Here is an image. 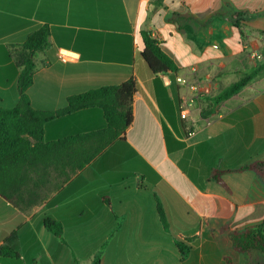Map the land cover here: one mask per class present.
I'll return each instance as SVG.
<instances>
[{
  "label": "crops",
  "instance_id": "crops-1",
  "mask_svg": "<svg viewBox=\"0 0 264 264\" xmlns=\"http://www.w3.org/2000/svg\"><path fill=\"white\" fill-rule=\"evenodd\" d=\"M238 12L253 16L240 30L230 18ZM43 26L49 47L33 58L32 104L58 110L132 78L134 120L82 170L53 173L36 204L0 196V247L20 253L0 264H248L230 236L264 224V169L239 171L264 162V69L230 99L212 100L264 65V0H0L4 108L21 100L24 43ZM142 32L178 74H153ZM105 126L101 108L77 111L46 123L45 142ZM47 217L63 225L61 238Z\"/></svg>",
  "mask_w": 264,
  "mask_h": 264
},
{
  "label": "trees",
  "instance_id": "trees-1",
  "mask_svg": "<svg viewBox=\"0 0 264 264\" xmlns=\"http://www.w3.org/2000/svg\"><path fill=\"white\" fill-rule=\"evenodd\" d=\"M249 12L230 16L239 30L242 23L252 18ZM50 30L43 26L34 31L24 43L28 55L19 80L23 91L20 102L13 108L0 105V196L24 208L36 204L41 191L53 173L68 178L80 171L118 140L125 138L134 120L133 97L137 91L134 79L119 85H109L71 96L66 106L58 110L44 111L36 108L27 94L34 84L37 52L49 47ZM144 49L142 58L155 75L178 74L179 68L161 48L150 32H142ZM264 65L234 83L213 98L216 104L240 93L253 83ZM99 107L104 113L106 126L93 132L74 135L53 142H45V124L77 111ZM264 169V162L245 165L239 171ZM46 229L56 237H62L63 225L49 217L44 220ZM232 248L244 255L254 250L264 253L263 224L236 229L230 236ZM0 257L20 258L18 250L0 247ZM228 264H233L227 259Z\"/></svg>",
  "mask_w": 264,
  "mask_h": 264
},
{
  "label": "rangeland",
  "instance_id": "rangeland-1",
  "mask_svg": "<svg viewBox=\"0 0 264 264\" xmlns=\"http://www.w3.org/2000/svg\"><path fill=\"white\" fill-rule=\"evenodd\" d=\"M263 227H264V224H263ZM241 258H242L243 263H245L244 261H247L248 264H261L262 262H264V255H262V252L258 250H254L249 253H246L242 255ZM235 260H236V263H238L239 258L235 257L234 262ZM80 262L81 264H85L84 260L81 258H80Z\"/></svg>",
  "mask_w": 264,
  "mask_h": 264
},
{
  "label": "built area",
  "instance_id": "built-area-1",
  "mask_svg": "<svg viewBox=\"0 0 264 264\" xmlns=\"http://www.w3.org/2000/svg\"><path fill=\"white\" fill-rule=\"evenodd\" d=\"M60 58H61L63 61H66V60L68 59V54H67V53H62V54L60 55ZM177 80H178L179 82H185V80L182 79V78H177Z\"/></svg>",
  "mask_w": 264,
  "mask_h": 264
}]
</instances>
